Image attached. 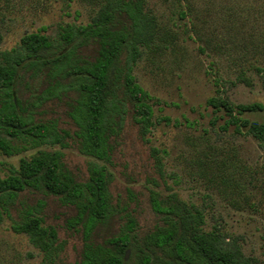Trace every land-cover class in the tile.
<instances>
[{
  "label": "trees",
  "instance_id": "1",
  "mask_svg": "<svg viewBox=\"0 0 264 264\" xmlns=\"http://www.w3.org/2000/svg\"><path fill=\"white\" fill-rule=\"evenodd\" d=\"M155 35L143 0H103L86 24H65L54 37L24 34L15 47L0 49V153L51 145L90 158L79 177L61 150L38 149L0 175V222L25 234L43 264H54L65 246L46 214L49 199L64 209L65 231L81 240L76 264H253L222 233L203 229L199 208L158 190L165 185L159 159L144 190L127 188L126 200L113 202L110 168L127 122L142 141L153 126L150 97L133 68ZM257 70L264 85V68ZM207 104L264 144V122L242 116L262 111L261 104L232 105L220 96Z\"/></svg>",
  "mask_w": 264,
  "mask_h": 264
},
{
  "label": "rangeland",
  "instance_id": "2",
  "mask_svg": "<svg viewBox=\"0 0 264 264\" xmlns=\"http://www.w3.org/2000/svg\"><path fill=\"white\" fill-rule=\"evenodd\" d=\"M102 2L0 0V49L15 47L24 34L54 37L65 24H86ZM143 2L155 19L156 35L154 43L143 49L133 75L150 97L153 126L147 141H142L127 122L110 168L113 202L125 201L127 188L144 190V176L155 175L159 159L165 185L158 190L174 192L199 208L205 231H219L253 264H264V144L227 125L228 116L207 104L217 96L232 105L259 103L262 111L242 116L264 122V85L257 70L264 68V0ZM53 112L52 116H60L59 108ZM38 149L61 150L68 168L79 177L86 175L90 158L72 147L51 145L12 156L0 153V175ZM46 214L54 217L65 242L54 264H76L82 243L63 228L64 209L49 199ZM142 217L148 218L145 212ZM43 261L42 252L25 234L14 233L6 218L0 222V264Z\"/></svg>",
  "mask_w": 264,
  "mask_h": 264
}]
</instances>
